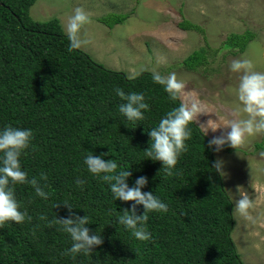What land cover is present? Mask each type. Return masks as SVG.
Instances as JSON below:
<instances>
[{
  "label": "trees",
  "instance_id": "obj_1",
  "mask_svg": "<svg viewBox=\"0 0 264 264\" xmlns=\"http://www.w3.org/2000/svg\"><path fill=\"white\" fill-rule=\"evenodd\" d=\"M34 1L0 0V130L9 125L32 130L31 145L21 156L22 170L29 179L37 178L49 197H38L29 184L13 185L20 210L32 219L0 227V264H246L231 235L233 202L223 177L213 169L215 151L208 147L212 137L196 122L190 124L188 151L180 155L175 174L167 175L162 162L149 159L144 150L150 147L148 132L180 101H172L164 86L153 81L151 70L131 76L83 49L69 52L58 17L37 20L30 15ZM127 16L107 12L98 19L112 27ZM177 24L201 29L186 18ZM254 35L250 29L230 31L223 45L242 52ZM206 49H192L181 64L194 69L205 62ZM116 88L144 95L149 110L143 120L129 121L119 111L125 101ZM89 154L114 159L129 170V187L147 177L142 191L168 205L166 213L148 214L150 240H137L119 223L123 210H131L134 202L115 199L110 186L87 170ZM42 172L46 181L40 180ZM77 178L86 181L82 188L75 184ZM64 201L75 215H87L86 227L104 240L90 255H65L71 237L59 225L48 226L55 216L69 217ZM136 208L143 214L142 205ZM41 215L48 219L41 220Z\"/></svg>",
  "mask_w": 264,
  "mask_h": 264
},
{
  "label": "rangeland",
  "instance_id": "obj_2",
  "mask_svg": "<svg viewBox=\"0 0 264 264\" xmlns=\"http://www.w3.org/2000/svg\"><path fill=\"white\" fill-rule=\"evenodd\" d=\"M90 13L91 22L81 30L90 43L82 48L104 65L135 75L141 69L155 70L163 76L175 73L184 81L185 92L202 102L207 113L198 116L199 126L209 120L221 128L213 137L230 131L228 120L246 118L238 100L242 73L230 70L233 60L247 59L254 71L264 73V0H35L30 15L37 20L58 17L64 30L75 8ZM107 12L128 13L122 21L108 27L98 18ZM186 18L201 29H184L178 21ZM255 32L242 52L223 45L230 31ZM206 46V60L188 69L181 60L192 49ZM264 134L248 137L245 145L228 146L215 152L224 162L225 188L233 202L234 226L231 235L246 264H264ZM238 187L255 201L251 218L234 211Z\"/></svg>",
  "mask_w": 264,
  "mask_h": 264
},
{
  "label": "clouds",
  "instance_id": "obj_3",
  "mask_svg": "<svg viewBox=\"0 0 264 264\" xmlns=\"http://www.w3.org/2000/svg\"><path fill=\"white\" fill-rule=\"evenodd\" d=\"M90 22V13L82 7L75 8L74 13L68 17L65 33L69 40V52L82 49L90 43V40L81 36L82 28ZM230 70L234 73H242L239 78L238 100L243 107L234 112L233 115L239 116L242 111L246 114V118L227 121L224 127L230 131L213 137L208 143V147L215 152L221 151L225 145L236 149L245 145L248 137L264 134V73L254 71L252 62L247 59L233 60L230 64ZM152 79L155 83L164 86L165 92L172 101H180L178 107L168 111L158 126L148 132L151 138L150 147L144 150L149 159L162 162L163 170L167 175L172 176L175 174L173 169H175L180 155L188 151L185 141L192 137V130L189 125L198 122V116L202 113L206 114L207 111L199 99L187 95L184 81L179 80L175 73L163 76L153 70ZM115 92L125 101L119 106V111L129 121L135 122L144 119L143 113L149 110V104L145 102L142 93L131 92L126 94L121 88H116ZM200 127L204 135H207L209 128L213 132L221 128L213 120H209L206 125L201 124ZM32 139L33 132L31 129L14 128L9 125L0 130V153L3 154L0 157V227H3L7 221L20 224L24 223L26 219L28 221L32 219L26 211L20 210L21 205L16 200L13 185L29 184L38 197L45 200L49 197V194L40 186L39 180L35 177L29 179L28 174L22 170L21 156L30 147ZM103 155H107V153ZM103 155L89 154L86 156L84 163L87 170L110 186L115 199L134 202L131 210H123V215L119 216L118 221L131 230L137 240H150L151 233L146 228L149 219L148 214L151 212L166 213L168 205L151 192L142 191L148 183L147 177L137 178L135 185L129 187L127 180L132 173L120 168L114 159L105 161ZM223 166L224 162L220 159H217L213 164V169L221 177L225 176ZM47 179V175L42 172L40 180L46 181ZM85 183L86 181L80 178L75 180V184L81 188ZM238 193L240 198L235 202L234 211L243 217L251 218L250 210L254 209L255 201L242 187H238ZM62 205L68 209L69 217L55 216L48 222V226L59 225V230L71 237L72 245L64 253L65 255H70L73 259L78 254L90 255L94 247L104 243L102 236L98 235L97 232L93 234L86 227L90 224L87 215L83 217L75 215L72 212L74 207L68 201H64ZM137 205L143 206V214H137ZM60 206L61 204L58 203L54 205V208ZM39 218L41 220L48 219L44 215Z\"/></svg>",
  "mask_w": 264,
  "mask_h": 264
}]
</instances>
